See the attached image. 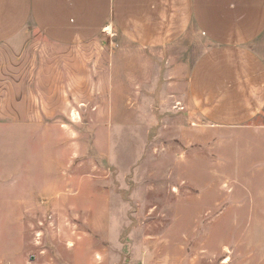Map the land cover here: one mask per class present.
Masks as SVG:
<instances>
[{"label":"rangeland","instance_id":"obj_1","mask_svg":"<svg viewBox=\"0 0 264 264\" xmlns=\"http://www.w3.org/2000/svg\"><path fill=\"white\" fill-rule=\"evenodd\" d=\"M206 48L0 45V264H264V118L200 125Z\"/></svg>","mask_w":264,"mask_h":264},{"label":"crops","instance_id":"obj_2","mask_svg":"<svg viewBox=\"0 0 264 264\" xmlns=\"http://www.w3.org/2000/svg\"><path fill=\"white\" fill-rule=\"evenodd\" d=\"M108 27L150 52L201 35L207 48L186 74L184 105L206 127L264 118V0H0V45L34 28L53 45L75 46Z\"/></svg>","mask_w":264,"mask_h":264},{"label":"bare ground","instance_id":"obj_3","mask_svg":"<svg viewBox=\"0 0 264 264\" xmlns=\"http://www.w3.org/2000/svg\"><path fill=\"white\" fill-rule=\"evenodd\" d=\"M108 30H110V27H108V28L106 29V31H108Z\"/></svg>","mask_w":264,"mask_h":264}]
</instances>
